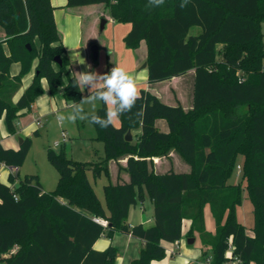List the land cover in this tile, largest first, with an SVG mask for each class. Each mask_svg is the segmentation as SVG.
<instances>
[{
  "label": "trees",
  "instance_id": "16d2710c",
  "mask_svg": "<svg viewBox=\"0 0 264 264\" xmlns=\"http://www.w3.org/2000/svg\"><path fill=\"white\" fill-rule=\"evenodd\" d=\"M182 2L165 0L163 6L149 8L148 0H68L69 6L104 3L115 21L132 24L124 41L129 48L146 42L150 83L194 69L193 107L186 110L180 101L169 104L142 88L136 106L121 115L119 125H94L106 147L99 160H76L65 150L48 148L59 172L54 190H44L38 174H11L14 185L0 179L4 264H115V245L97 250L94 244L117 232L144 241L131 264H153L166 256L164 242L182 238L186 218L191 220L188 235L199 233L210 264L231 258L264 264V0H189L181 8ZM196 26L199 33L192 32ZM0 27L6 32L0 40V119L5 117L10 133H17L19 117L44 92L43 78L50 94L61 93L68 103L87 96L72 86L75 74H68L70 59L51 0H0ZM36 59L33 81L14 101ZM15 62L21 68L13 75ZM104 111L101 103L96 113L103 116ZM161 118L167 120L168 131L158 126ZM129 130L132 140L126 137ZM31 145L30 137L18 149L0 144V162L20 167ZM172 150L190 165L189 172L155 171L153 158ZM240 156V175L254 204L253 235L238 218L242 183L229 182ZM121 157H127V165L120 170L130 180L105 184L104 203L89 172L111 179L110 161ZM147 196L154 205V224H130L131 207ZM207 205L216 221L214 233L206 228ZM94 216L107 219L108 225Z\"/></svg>",
  "mask_w": 264,
  "mask_h": 264
},
{
  "label": "crops",
  "instance_id": "0c3cea01",
  "mask_svg": "<svg viewBox=\"0 0 264 264\" xmlns=\"http://www.w3.org/2000/svg\"><path fill=\"white\" fill-rule=\"evenodd\" d=\"M51 2L54 6V16L56 24L62 35V40L66 48L68 57V48L81 47L80 49H77V51H80L82 53V56L86 59L87 63H90L93 66V69L98 71L99 73L109 72L114 66L122 67L129 74L134 76L139 91L142 88H146L151 92L157 94L163 101L169 104L175 105L178 101H180L186 110H189L193 107L195 81L194 69L189 70L186 73L188 74L192 71L194 77L192 85V95L190 96L188 102L184 103L178 91H176L178 93L177 98H169L170 100H164L162 94H160V92L158 91V84L160 82H149L148 68L143 64L147 59L146 42L143 40L138 48H129L125 44L124 37L132 27V24L130 22L115 21L111 15L110 8L104 3L69 6L68 0H51ZM103 18L106 19V23L104 28L101 29V22ZM5 38L6 32L2 27H0V40H4ZM94 43L98 45V58H95L93 56L91 50V46ZM37 63L38 59L35 60L32 70L23 76L22 86L15 95L14 101L18 100L24 90L33 81L36 74L35 69ZM14 64H16L14 67L15 69H11V73L13 75L17 74L21 68L19 62H16ZM84 70L85 69L83 65L73 64L70 61V64L68 66V74L76 75L75 72ZM178 77L180 76H175L168 80H174ZM64 78L65 80H67V74H64ZM42 82L45 90L40 96L37 97L33 109L19 117L17 121V133H10L5 117H2L0 119L1 129L6 128L4 135L0 138V144L4 147L18 149L22 144L20 143L21 138L24 139L25 137H29L33 131L35 133L36 131H38L39 133L40 129L38 128V126L42 124V116L49 114L51 111L50 102L55 101L57 103V95H59L60 93L56 95L50 94L47 80L43 78ZM83 92L87 95L89 94L87 89L83 90ZM65 101L67 102L66 99ZM69 104L70 103H68V105ZM98 104L99 102L96 105ZM28 113H31V117L29 120ZM38 119L41 121L40 124H38L37 122ZM120 123V119L115 122L116 125H119ZM157 124L164 131L169 130L168 122L163 121L162 118L157 120ZM154 159L156 160L157 164L158 162L161 163L166 160V162L170 165L168 169L173 168L176 172H189L191 170L190 165L175 150H172L168 156L154 157ZM117 164H119L118 167ZM177 164H181L183 169H176ZM120 165H127V157L119 160L113 159L110 161L111 181L114 183L118 181L130 180V174L123 168L120 171ZM167 170H157V172L163 173ZM16 173H19L21 176L20 167L7 165L3 162H0V179L4 183L14 185L10 181L9 177L11 174ZM44 190L46 189L44 188ZM148 198L149 197L147 196L143 202L131 207L128 216V222L130 224L143 223L146 226H151L154 224V205L153 202L149 199L153 207H148ZM61 200L64 201V198H61ZM139 205L141 207H137ZM240 208H243V214L245 213V211H252L251 207H238V209ZM252 209L254 213V207H252ZM239 212L240 210H238V218L242 222V218H240ZM205 220L206 228L214 233L216 231V221L209 205L205 207ZM190 226L191 220L188 218L184 219L182 238L176 242H164V245L166 247V256L160 260H154L153 264H210V261L203 254L205 248L203 246L199 233H195L194 242H188V239L190 238V236L188 235ZM248 233L250 235H253V229L251 228V231ZM111 244L115 245L118 248V256L115 264H131L132 260L139 256L144 241L139 237L133 236L132 234L117 232L112 238L102 235L95 242L94 248L97 250H105ZM228 255L232 256L231 249L229 250ZM0 264H4V262L0 260ZM225 264H240V261L237 258H231ZM251 264L257 263L252 262Z\"/></svg>",
  "mask_w": 264,
  "mask_h": 264
},
{
  "label": "rangeland",
  "instance_id": "374dc122",
  "mask_svg": "<svg viewBox=\"0 0 264 264\" xmlns=\"http://www.w3.org/2000/svg\"><path fill=\"white\" fill-rule=\"evenodd\" d=\"M261 29L264 39V22H262ZM200 31L201 28L199 26H196L192 29L193 33H199ZM15 65L16 64H13L11 67L12 70L15 69ZM193 79L194 77L191 71L188 74L175 78L174 80L160 82L158 84V91L160 94H162L164 100H168L169 98H177L178 93L176 91H178L184 103H187L190 99V96L192 95ZM98 102L99 101H97L96 104ZM96 104L95 111L101 102H99L98 105ZM50 106V113L42 116V124L38 126L40 132L36 134L33 131L30 134L29 137L32 139V145L25 162L20 166V173L22 177H24L26 174H38L40 182L47 191L54 190L57 187L59 181V172L48 157L49 147L54 148L57 151L65 150L66 153L72 158L83 161H97L99 160L100 156L106 155L105 143L98 137L97 130L93 124H90L86 120L81 121L79 119H77L75 122L65 121L62 125L57 122L56 115L58 113L67 114L74 110L72 104L70 103L68 105L61 93L57 95V103L55 101H51ZM84 109L85 112H90L92 110V106L85 104ZM30 117L31 113H28V120ZM163 121L167 120L163 119ZM5 129L6 128L1 129L0 127V138L4 135ZM64 133L66 134V139L64 138ZM56 141H59L61 144L59 146H54ZM122 158L124 157H121L120 159ZM153 162V168L155 171L167 170L170 167L166 160L161 163L158 162L157 164L156 160L153 158ZM239 165L243 166V158L241 156L238 158L235 164L233 173L229 178V182L242 183V202L238 205V207H251L252 211H245L243 214V208L238 210H240L239 214L240 218H242V222L246 225L247 231L250 232L254 224V213L252 209L254 204L246 189V181L243 179V174H238ZM118 166L119 164H117V167ZM176 167L178 170L183 169L181 164H177ZM89 177L97 194L105 203L104 185L107 184L111 179H109L105 173L99 177H95L91 171L89 172ZM147 205L148 207H153L149 198ZM137 207L141 206L139 205Z\"/></svg>",
  "mask_w": 264,
  "mask_h": 264
},
{
  "label": "clouds",
  "instance_id": "9594fccd",
  "mask_svg": "<svg viewBox=\"0 0 264 264\" xmlns=\"http://www.w3.org/2000/svg\"><path fill=\"white\" fill-rule=\"evenodd\" d=\"M165 0H148L149 8H159L164 5ZM189 0H183L181 8L186 7ZM78 48L69 49V59L73 64L84 66V71L75 72L72 86L78 89H87L88 95L84 96L79 102L72 104L73 111L64 114L58 113L56 120L59 124L65 121L75 122L77 119L88 121L90 124L98 125L107 129L112 126L121 115L131 112L140 98L136 80L124 68L114 66L109 72L99 73L93 69L90 63L82 56ZM99 101L105 105L104 115L101 116L95 111V104ZM91 105L92 110L85 112L84 105ZM142 116V112L136 113Z\"/></svg>",
  "mask_w": 264,
  "mask_h": 264
},
{
  "label": "water",
  "instance_id": "95a60500",
  "mask_svg": "<svg viewBox=\"0 0 264 264\" xmlns=\"http://www.w3.org/2000/svg\"><path fill=\"white\" fill-rule=\"evenodd\" d=\"M105 23H106V19L103 18V19H102V22H101V29L104 28ZM91 50H92L93 56H94L95 58H98V45H97L96 43H94V44L91 46ZM56 61H57V62H61V59H60L59 57H57V58H56ZM144 66H147V62L144 63ZM126 137H127L128 140H132V139H133V133H132L131 130L128 131ZM22 142H23V138L20 139V143H22ZM194 240H195L194 237H190V238L188 239V242H189V243H192V242H194Z\"/></svg>",
  "mask_w": 264,
  "mask_h": 264
},
{
  "label": "built area",
  "instance_id": "2783aa9c",
  "mask_svg": "<svg viewBox=\"0 0 264 264\" xmlns=\"http://www.w3.org/2000/svg\"><path fill=\"white\" fill-rule=\"evenodd\" d=\"M38 124H40L41 123V121L38 119ZM64 138L66 139L67 137H66V134L64 133ZM61 143L59 142V141H56L55 143H54V146H59ZM240 172H241V166L239 165L238 166V174H240ZM94 220H96L97 222H99V223H101L102 225H104V226H107L108 225V220L107 219H105V218H103V217H99V216H94ZM16 248L17 247H15L14 249H12V252H14L15 250H16ZM3 254H1L0 253V257L2 256ZM238 259V258H237ZM239 260V259H238ZM240 261V260H239ZM240 264H242L241 263V261H240Z\"/></svg>",
  "mask_w": 264,
  "mask_h": 264
}]
</instances>
